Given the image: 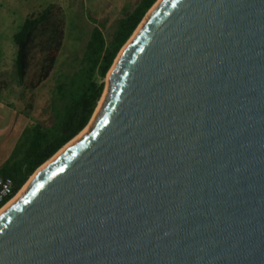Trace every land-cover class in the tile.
Wrapping results in <instances>:
<instances>
[{
	"label": "water",
	"instance_id": "1",
	"mask_svg": "<svg viewBox=\"0 0 264 264\" xmlns=\"http://www.w3.org/2000/svg\"><path fill=\"white\" fill-rule=\"evenodd\" d=\"M131 38L0 264H264V0H161Z\"/></svg>",
	"mask_w": 264,
	"mask_h": 264
},
{
	"label": "trees",
	"instance_id": "2",
	"mask_svg": "<svg viewBox=\"0 0 264 264\" xmlns=\"http://www.w3.org/2000/svg\"><path fill=\"white\" fill-rule=\"evenodd\" d=\"M157 1L138 0L132 9L124 10L108 40L103 26H94L77 62L68 72L56 75L40 120L23 128L0 166V177L11 180L15 192L88 126L116 57ZM64 39V12L54 3L27 16L13 33V82L21 89V97L49 79ZM8 86L6 81H0V104Z\"/></svg>",
	"mask_w": 264,
	"mask_h": 264
},
{
	"label": "rangeland",
	"instance_id": "3",
	"mask_svg": "<svg viewBox=\"0 0 264 264\" xmlns=\"http://www.w3.org/2000/svg\"><path fill=\"white\" fill-rule=\"evenodd\" d=\"M137 1L0 0V81H6L9 85L3 91L2 106L9 110H15L17 114L23 116L27 122L26 126L38 122L43 108L48 102L56 75L68 72L71 65L77 62L92 28L96 25L103 26L104 36L108 40L123 11L132 9ZM51 3L57 4L64 12L65 39L63 48L49 79L37 90L25 93V96L21 97V89L13 82L15 47L12 43V35L27 16L39 12ZM105 82H107V77ZM3 140L0 136V144ZM5 144L7 151H9L11 140L8 139Z\"/></svg>",
	"mask_w": 264,
	"mask_h": 264
},
{
	"label": "crops",
	"instance_id": "4",
	"mask_svg": "<svg viewBox=\"0 0 264 264\" xmlns=\"http://www.w3.org/2000/svg\"><path fill=\"white\" fill-rule=\"evenodd\" d=\"M0 104V136L4 139L0 144V166L9 157L11 150L17 142L22 130L26 127V119L17 114L15 110H9ZM11 140V147L7 151L6 141Z\"/></svg>",
	"mask_w": 264,
	"mask_h": 264
},
{
	"label": "built area",
	"instance_id": "5",
	"mask_svg": "<svg viewBox=\"0 0 264 264\" xmlns=\"http://www.w3.org/2000/svg\"><path fill=\"white\" fill-rule=\"evenodd\" d=\"M22 188L15 192L11 180L0 177V210L10 203Z\"/></svg>",
	"mask_w": 264,
	"mask_h": 264
},
{
	"label": "bare ground",
	"instance_id": "6",
	"mask_svg": "<svg viewBox=\"0 0 264 264\" xmlns=\"http://www.w3.org/2000/svg\"><path fill=\"white\" fill-rule=\"evenodd\" d=\"M161 0H158L157 1V3L152 7V9L151 10H153V8H155L156 6H157V4L160 2ZM151 10L147 13V15H146V17L144 18V20L142 21V23L140 24V27L139 28H141V26H142V24H143V22L145 21V19L149 16V14H150V12H151ZM138 28V29H139ZM137 29V30H138ZM137 30H136V32H137ZM132 39V38H131ZM122 52V51H121ZM120 52V53H121ZM111 72V71H110ZM110 72L108 73V75H107V80H108V78H109V76H110ZM88 127V126H87ZM87 128H85V130H86ZM85 130L83 131V132H85ZM83 132L81 133V134H79L76 138H74L71 142H69L66 146H68V145H70L72 142H74L75 140H77L82 134H83ZM66 146L65 147H63L59 152H57L56 153V155L53 157V158H55L58 154H60L65 148H66ZM48 163H45V164H43L35 173H34V175L29 179V181L27 182V184L22 188V190L17 194V196L10 202V203H8L4 208H2L1 210H0V214L8 207V206H10L13 202H15L21 195H22V193L25 191V189L27 188V186L30 184V182L33 180V178L36 176V174H38L40 171H42L43 170V168L47 165Z\"/></svg>",
	"mask_w": 264,
	"mask_h": 264
}]
</instances>
